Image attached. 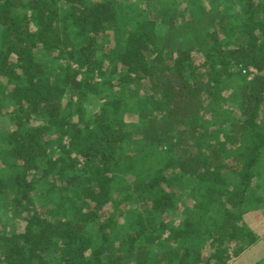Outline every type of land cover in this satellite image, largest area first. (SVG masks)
I'll use <instances>...</instances> for the list:
<instances>
[{
	"label": "trees",
	"instance_id": "1",
	"mask_svg": "<svg viewBox=\"0 0 264 264\" xmlns=\"http://www.w3.org/2000/svg\"><path fill=\"white\" fill-rule=\"evenodd\" d=\"M0 77L22 220L0 264H228L259 239L264 0H0Z\"/></svg>",
	"mask_w": 264,
	"mask_h": 264
},
{
	"label": "rangeland",
	"instance_id": "2",
	"mask_svg": "<svg viewBox=\"0 0 264 264\" xmlns=\"http://www.w3.org/2000/svg\"><path fill=\"white\" fill-rule=\"evenodd\" d=\"M129 1H132V0H129ZM202 57H203L202 54H195V58L198 62H200L204 59V57L203 58ZM206 70H207L206 67H200L197 70V73L199 74V76L203 80L207 79ZM0 79L4 82V79L2 77H0ZM131 85L134 86V83L133 84L131 83ZM143 90H144L143 88L140 90V94H142L141 92ZM1 101H2V97L0 96V104H1ZM5 103H7V105H8V101H6ZM226 107L229 108L230 110H232V114L233 113L235 114V115H233L235 117V119L240 116L239 115V108L237 106V100L233 96H231L230 94L227 96ZM8 109L9 108L5 107L3 112L8 111ZM150 114H151V111H149V115ZM162 114L163 113H161L160 115H157V118L160 119ZM261 118L264 120V111L262 112ZM124 119L129 123H137L140 121H141L140 123H142L144 120V119L141 120V118L138 116V112L136 110H132L130 108L125 110ZM11 128L12 127L8 121L7 116H5V115L0 116V133L3 131H6L8 129H11ZM163 147L165 148V152H167L168 154H171L174 151L173 149H170L171 144H169V143L164 144ZM259 170L261 172V177L258 179H255L254 182L260 183V188L258 189V192H264V153H263L262 159H261L260 164H259ZM254 182H253V184H254ZM190 197L191 196H185L184 197V203L190 204L191 203ZM0 202H2V197H0ZM117 206H119V205H117ZM2 210H3V208L0 205V229H3V227H4V229L6 228L7 231H10L11 227H16L17 229H21L20 226L22 225V220L21 219L18 220L19 217L15 216V215H9L8 217H6V216H4ZM261 211H263V209ZM261 211H259V210L249 211L244 216V221H245L244 223L247 224L252 230L260 233V236H259V237H261L260 238V244H258L253 250L250 249L251 251H246L247 248L249 246H251L252 244L248 245L241 252L242 254H239L238 256H234V257L231 256L228 264H254L261 257H264V214ZM89 229H91V228H89ZM232 244H234V243H232ZM252 251H254V252H252Z\"/></svg>",
	"mask_w": 264,
	"mask_h": 264
},
{
	"label": "crops",
	"instance_id": "3",
	"mask_svg": "<svg viewBox=\"0 0 264 264\" xmlns=\"http://www.w3.org/2000/svg\"><path fill=\"white\" fill-rule=\"evenodd\" d=\"M260 238L261 237H259V239L254 243V244H252L251 246H249L248 248H247V250L246 251H251V250H253L258 244H260ZM251 249V250H250ZM245 251V252H246ZM252 252H254V251H252ZM244 253V252H243ZM242 254V253H241Z\"/></svg>",
	"mask_w": 264,
	"mask_h": 264
}]
</instances>
